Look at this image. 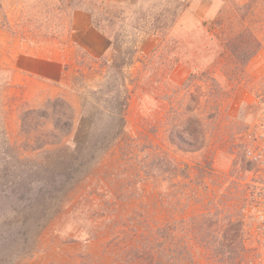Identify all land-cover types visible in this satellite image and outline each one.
<instances>
[{"label": "rangeland", "instance_id": "1", "mask_svg": "<svg viewBox=\"0 0 264 264\" xmlns=\"http://www.w3.org/2000/svg\"><path fill=\"white\" fill-rule=\"evenodd\" d=\"M168 5L183 10L168 29L155 32L153 22ZM84 6L108 8L115 17L116 44L139 50L134 64L124 68L127 81L138 78L126 114L127 130L149 136L179 161L173 208L159 205L152 210L161 222L176 220V255L184 245L195 254L196 264H237L255 255V241L245 233L244 250L239 252L235 241V252L209 259L207 246L227 242L225 226L206 220L200 228L199 214L211 201L241 213L255 179L257 171L245 147L264 102V0H0V264H141L111 249L109 232L87 239L76 234L73 221L64 220L82 192L70 196L48 220L51 212L39 196V184L20 185L18 179L20 170L42 161L35 156L52 124L37 111H51L50 99L62 97L76 109V123L60 146L74 148L92 136H105L109 128L110 118L102 113L94 115V122L81 119L82 103L93 101L90 92L101 87L107 73L101 60L76 62L70 12ZM68 50L73 57L60 64ZM109 60H114L112 54ZM69 70L72 82L65 80ZM59 76L64 77L61 82ZM171 123L193 131L189 137L195 150L170 143L166 129ZM185 163L187 178L180 175ZM199 164L213 169L202 184ZM159 191L147 183L144 195L123 203L121 213L151 203ZM194 191L205 195V205L198 203Z\"/></svg>", "mask_w": 264, "mask_h": 264}, {"label": "trees", "instance_id": "2", "mask_svg": "<svg viewBox=\"0 0 264 264\" xmlns=\"http://www.w3.org/2000/svg\"><path fill=\"white\" fill-rule=\"evenodd\" d=\"M77 8L88 11L92 25L108 36L110 51L114 57L113 61L107 56L90 59L101 60L100 67H107V73L101 87L90 92L93 101L86 100L83 103L81 119L94 122V115L102 113L110 118L109 128L105 130V136H92L85 143H76L74 148L68 145L60 146L76 123V109L62 97L50 99L47 103L52 107L51 111H37L52 124L46 140L38 147L40 153L35 156L37 161H42L33 168L20 170V185L30 182L39 184V196L47 200L46 210L51 212L48 220H52L62 211L70 196L82 192L81 198L73 209L65 214L64 220L67 223L73 221L77 225L73 229L76 234L86 236L87 239H94L109 232L111 239L108 246L123 253L129 262L176 264L181 261L182 264H196L195 254L188 245H184L176 255V220L169 217L166 222H161L152 211L159 205L173 208L177 194L174 188L179 165L177 157L154 143L149 136L132 135L127 130L126 114L137 88L138 78L129 77L127 81L124 68L134 64V57L139 50L136 47L121 49V46L116 44L118 32L112 33L115 17L107 11L108 8ZM182 10L177 5L166 6L160 18L153 22L154 31L162 32L168 29ZM255 50L247 51V58L253 55ZM168 69L171 70L172 67ZM114 71L115 73H112ZM191 79L186 83L187 88L191 85ZM129 84L133 87L130 88ZM166 132L173 145L185 151L195 150L194 141L189 137L193 136V131L189 127L184 126L182 130H178L171 123ZM199 165V183L202 184L206 174H210L213 169ZM188 168L189 165L185 163L180 171L182 177H188ZM147 183L160 190L158 196H154L151 203H142L128 215H123V203L141 198ZM45 187H48V193L43 191ZM194 196L198 203L205 205L206 197L202 192L194 191ZM208 205L210 206L199 214L200 228L204 227L206 220L210 223L221 221V227L225 226L222 230L223 239L227 241L225 244L218 242V246H207L208 258L216 259L226 252H235V241L237 250H244L246 237L241 214L233 212L229 206L220 209L218 202L214 204L211 201ZM100 218L104 221L98 224L97 219ZM183 222L188 224L187 220ZM186 228L185 230L188 229ZM63 230L61 231L64 232ZM212 236L218 240L214 234Z\"/></svg>", "mask_w": 264, "mask_h": 264}, {"label": "built area", "instance_id": "3", "mask_svg": "<svg viewBox=\"0 0 264 264\" xmlns=\"http://www.w3.org/2000/svg\"><path fill=\"white\" fill-rule=\"evenodd\" d=\"M247 133L246 158L255 165V179L250 180L241 210L243 228L255 241L256 254L237 264H264V102Z\"/></svg>", "mask_w": 264, "mask_h": 264}, {"label": "crops", "instance_id": "4", "mask_svg": "<svg viewBox=\"0 0 264 264\" xmlns=\"http://www.w3.org/2000/svg\"><path fill=\"white\" fill-rule=\"evenodd\" d=\"M69 36L75 45V58L78 63L79 60L100 59L102 57H109L111 55V43L108 36L95 28L92 25L91 15L83 8H74L70 12L69 21ZM74 52V51H73ZM73 57L72 52L68 50L64 57H60L59 63H69ZM81 66V64H78ZM83 66V65H82ZM61 72V71H60ZM66 79L72 82L71 70L66 71ZM64 77L59 76L58 82H61ZM83 111V103L81 114Z\"/></svg>", "mask_w": 264, "mask_h": 264}]
</instances>
